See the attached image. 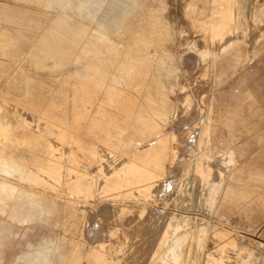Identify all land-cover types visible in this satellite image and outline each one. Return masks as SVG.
Returning <instances> with one entry per match:
<instances>
[{
    "label": "rangeland",
    "instance_id": "374dc122",
    "mask_svg": "<svg viewBox=\"0 0 264 264\" xmlns=\"http://www.w3.org/2000/svg\"><path fill=\"white\" fill-rule=\"evenodd\" d=\"M0 4L3 154L26 175L0 171V264H264L214 141L217 115L264 124V0Z\"/></svg>",
    "mask_w": 264,
    "mask_h": 264
},
{
    "label": "crops",
    "instance_id": "0c3cea01",
    "mask_svg": "<svg viewBox=\"0 0 264 264\" xmlns=\"http://www.w3.org/2000/svg\"><path fill=\"white\" fill-rule=\"evenodd\" d=\"M0 6L6 7L1 4ZM1 7L0 32H14L15 29H4L7 26L4 20L10 21L7 19L10 17L8 15L10 10L3 11ZM243 57L239 61L232 59L229 62L232 69L241 62ZM215 121L217 130H219L220 123L226 128L218 133L221 135H218L214 141L229 146L234 152L235 163L237 160L240 162L239 166L235 165L231 183L224 191L222 206L226 211L235 213L241 221L257 230L264 222V124L260 122L252 127L245 125L242 128L239 125L243 122L239 121L237 112L228 113L224 120L217 115Z\"/></svg>",
    "mask_w": 264,
    "mask_h": 264
},
{
    "label": "bare ground",
    "instance_id": "6f19581e",
    "mask_svg": "<svg viewBox=\"0 0 264 264\" xmlns=\"http://www.w3.org/2000/svg\"><path fill=\"white\" fill-rule=\"evenodd\" d=\"M183 4V3H182ZM202 35V34H201ZM190 37V36H189ZM135 67V66H134ZM126 70V69H125ZM108 72V71H107ZM97 73V72H96ZM109 74H111V73H109ZM117 77V76H116ZM107 81V80H106ZM136 86V85H135ZM134 87V86H133ZM182 96V95H181ZM190 98V97H189ZM4 101V100H3ZM5 101H7V100H5ZM185 102V101H184ZM189 110V109H188ZM204 113V112H203ZM179 115V114H178ZM196 119V118H195ZM205 119V118H204ZM8 131H9V129L7 128V127H3L2 125H0V171H2V172H4V173H6V174H12V173H17V174H19L20 176H26L25 174H24V171H22V169H21V166H20V164H18L17 162H13V165L12 166H10L9 165V161H8V158L3 154L4 153V151H3V141L4 140H6L7 139V137H8ZM21 156V155H20ZM17 157V156H16ZM23 157V156H22ZM19 158V157H18ZM142 161H147V159L146 158H142ZM49 168H43L42 169V171H44V172H46L47 174H49V173H52V169L54 168L51 164L48 166ZM50 168H52V169H50ZM36 174V173H35ZM75 179H76V177H75ZM77 180V179H76ZM264 184V183H263ZM14 190H15V188L14 187H12V186H10V185H8L7 183H1L0 182V213L3 211L2 210V202H3V204L4 205H6V201H7V198L8 199H11L12 197H13V193L12 192H14ZM44 198H40L39 200H38V204H37V206H39V208H40V212L42 213L43 211H44V205H43V200ZM44 202H46V201H44ZM33 205V204H32ZM68 211V210H67ZM46 213V212H45ZM69 215V214H68ZM112 215V214H111ZM100 216V215H99ZM112 217H113V215H112ZM41 218V217H40ZM130 218V217H129ZM131 219V218H130ZM133 220H134V218H133ZM126 222H127V220H126ZM10 229H7V228H5L2 224H1V222H0V247L2 246V239H3V236L6 234V233H8V234H10ZM217 237H218V239H220L219 238V235H216ZM131 240V239H130ZM101 241V240H100ZM154 241V240H153ZM221 242L220 243H222L223 245H222V247H221V249H224L223 251L224 252H226V253H228V255L230 256V254H229V252H230V250H231V252H233L234 251V253L235 252H237V254L238 255H245V252H244V249H241L238 245H234V246H232V245H230V246H228V244H224V243H226L223 239H222V237H221V240H220ZM219 244V243H218ZM152 245V244H151ZM152 248V247H151ZM228 248V249H227ZM229 251V252H228ZM151 253V252H150ZM143 254V253H142ZM233 254V253H232ZM231 254V255H232ZM236 254V253H235ZM234 254V255H235ZM248 256V254H246V257ZM225 257H226V255H225ZM232 257V256H231ZM230 257H228L227 256V259H229ZM99 257L98 256H96V258H94V262H93V264H97L98 263V261H99ZM245 260L247 259H249L248 257L247 258H244ZM49 260V259H48ZM47 260V261H48ZM246 260V261H247ZM250 260V259H249ZM221 261H225L224 260V255L222 254V255H220V257H219V261L218 262H221ZM48 263V262H47ZM51 263V262H50ZM147 263V262H146ZM46 264V263H45Z\"/></svg>",
    "mask_w": 264,
    "mask_h": 264
}]
</instances>
